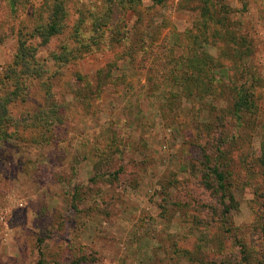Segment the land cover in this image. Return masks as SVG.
<instances>
[{
  "label": "rangeland",
  "instance_id": "1",
  "mask_svg": "<svg viewBox=\"0 0 264 264\" xmlns=\"http://www.w3.org/2000/svg\"><path fill=\"white\" fill-rule=\"evenodd\" d=\"M103 1L0 0V72L11 64L18 39L45 20L49 5L62 2L66 12L60 34L32 43L35 58L54 74L46 85L52 99L64 104L58 136L45 123L41 136L20 124L22 115L44 103L46 89H32L39 80H32L29 102L9 104L16 119L0 125V264H243V249L251 252L248 264H264V176L257 165L264 128V0H214L215 9L208 7L240 43V53L222 59L227 65L217 67L216 76L224 80L227 71L235 86L244 82L238 88L253 92L254 112L235 114L225 80L219 85L225 92L200 97L196 85L182 91L142 61V44L183 57L178 65L168 62L176 72L189 69L184 64L193 47L221 59L217 43L204 41L197 29L209 0H141L139 12L126 16L124 46L77 51L76 33L96 37L112 27L92 14ZM89 17L101 28L90 31ZM207 23L219 25L213 18ZM112 28L108 38L102 32L100 44L112 40ZM233 56L238 63L229 69ZM227 106V133L238 129L242 135L232 155L241 154L250 185L233 182L221 203L191 168L197 153L218 138L222 120L215 116ZM225 205L231 206L226 227ZM193 240L196 247L188 252Z\"/></svg>",
  "mask_w": 264,
  "mask_h": 264
},
{
  "label": "trees",
  "instance_id": "2",
  "mask_svg": "<svg viewBox=\"0 0 264 264\" xmlns=\"http://www.w3.org/2000/svg\"><path fill=\"white\" fill-rule=\"evenodd\" d=\"M206 3L209 6L204 5L203 7H206V9H203L202 7L200 10L202 11V19L199 20V28L197 29L200 30L199 33L203 37L204 41L207 43L209 41L213 44L217 43L218 51L221 50L222 52L221 59L220 55H218L217 58L214 56L211 57L209 53H207V51L203 50L202 48L201 53L199 54L197 53V49L195 47H190L191 49L189 50L191 55L188 58V62H186L184 65H187L190 70L193 68V71L189 73V69H183L182 71L179 70L176 72V65H173L177 64V60L183 57L177 56L176 58H173L174 56L172 57L168 50L163 52L157 50L156 52L153 46L144 47V44H142L140 47V49H144V54L146 55L142 61H144L145 64H148L147 66L149 70L155 72L154 75H156L160 80L175 82L177 85L181 86L180 88L182 91L185 90L188 92L189 85H196L197 89L200 91L197 95L200 97H203L204 93L211 96H218L222 94L224 89L221 90L219 85L222 83L223 78L216 76L217 67H223V65L226 66L227 64L222 63L221 60L223 59L225 62L228 59H231L232 52L235 53L234 55L240 53V48L238 46L240 43L238 44V41L236 40V34L232 29L223 27L224 18L215 16L212 12H208V7L215 9V7H213V4H215L214 0H212V2L209 0V2ZM140 6L141 0H104L101 10L97 12L95 11L92 14L96 16V13H99V17L97 16V19H108L109 23H112V27H116L114 31L115 33L111 35L112 40L110 37V42L108 40V42L105 41V44H100L102 32L103 34H106V37L108 38L107 29H109L110 32H113L112 27L103 28L100 31V34L96 37L94 34H88L86 37H84L83 34L76 33L78 37L77 51H85L84 48H86L90 52L100 48V45H104V47L107 46L109 49L115 45L124 46V44L128 41L126 36L129 33L126 16L130 11L138 13ZM48 8L50 12H48L45 20L40 24L32 26L26 32L28 35L25 39H18L17 50L14 54L11 64L6 66V68L0 72V125H4L6 121L8 123L13 122L14 119H16L9 112V104L15 102L18 99L29 102L32 98L30 96L33 92L32 89L36 91V87L41 86L42 89H46L42 97L44 103L37 105L38 108L35 109V111H33L31 114L26 112L25 115H22L20 124H22L23 128L26 126L35 128L38 134L41 133V136L43 135L44 131H42L43 127L40 124L45 123L48 125L47 132H50V134L56 138L59 133L58 130L62 128V119H65L63 114L64 104L58 103L52 99V94L49 92L48 86L46 85H49L50 79L54 76V74L49 73V68L47 66L46 68L44 65L38 62V60L35 58V47L32 46L35 38L38 37L40 39V43L46 44L52 37L60 34L63 30L66 12H64L62 2H54V4L49 5ZM208 18H213V22L219 25L217 27L209 28L207 23ZM96 20L91 17L87 19V24L90 31L92 30L94 32V25H96L97 29L101 28V26L97 25ZM200 24L202 25L201 27ZM191 38L194 37L191 36ZM228 51L230 56L228 55ZM172 59L173 65L171 64V66H168V62L171 63ZM219 59L220 61H217V64H215L214 60ZM233 59V62L228 65L229 69L233 68V66L238 63L235 56H233ZM209 60H212L210 67L207 65ZM224 74L225 81L223 80L224 85L222 87L228 89L229 100L231 102L229 105H231L232 109L231 111L233 113L240 112L244 108L254 112V110H252L253 106L255 105L254 101L252 100L253 92L250 90L247 91L244 88L239 89L238 87L243 85L244 82L238 86H235L237 84L235 82V77L231 76V74L227 71H224ZM249 76L251 77V75ZM77 77L78 76H76L74 79ZM27 79H30L29 84L26 83ZM32 80H39L40 82L35 84V86L31 89ZM202 84L203 86H201ZM4 91L5 93H3ZM74 98H79L76 96V93H74ZM227 107L222 108L221 114L219 113L215 116L218 119L220 118L219 120H222V123H220V126L222 127L219 128L218 138L216 139L215 143L208 145V148L203 147L201 151L197 153L200 156L196 158V161L193 162L191 168L193 174H196V172L199 171V177H204L203 184L206 186V188L210 189L213 194L219 195L218 198L222 197L219 199L221 203L223 202L224 198L231 196V185L234 184L233 182L245 186L250 185L243 179L245 176L241 173V169H244L241 154L235 156L232 155V153L237 150L236 140H238V138H240L242 135L238 129L235 131L233 130L232 134L227 133L229 128L227 127L226 119H224L226 113L230 110L229 106ZM44 136L46 140H49V138H47V134ZM260 151L261 154L259 155V158L257 157V165L261 166V176H264V128L260 134ZM203 173H205V176H203ZM167 181L169 180L167 179L166 182ZM167 183L169 184V182ZM230 207L231 206L229 205H225V208H223V218H221L223 221H221V224H224L225 227L229 224L230 214L228 215V212ZM203 226H207V224L203 223ZM262 230L264 232V226ZM171 243L176 242L171 240ZM192 244L195 246H191V248H189V246H185V249L188 252H191L192 248L196 247L195 240L192 241ZM242 251L243 264H248L251 252L246 251L245 249Z\"/></svg>",
  "mask_w": 264,
  "mask_h": 264
}]
</instances>
